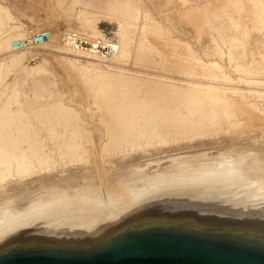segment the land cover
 Wrapping results in <instances>:
<instances>
[{
    "label": "rangeland",
    "instance_id": "rangeland-1",
    "mask_svg": "<svg viewBox=\"0 0 264 264\" xmlns=\"http://www.w3.org/2000/svg\"><path fill=\"white\" fill-rule=\"evenodd\" d=\"M72 1L66 0V6H71L73 10L70 25L64 22V19L58 18L54 20L55 23L50 22L49 26L42 19L45 17L44 13L39 11L36 15L42 19L40 26L34 19L32 21L25 16L32 12L25 10L24 0H0V6L10 16L7 26L14 30L7 44L0 43V203L2 200L44 190V187H55V184L56 187H92L108 201V188H103L102 184L106 183L103 179V164L112 168V175L119 181L133 172L192 157L263 154L264 80L262 73L252 71L248 63L239 58L246 46L254 49L261 46L264 48L260 40L253 38L248 31L244 32L242 37L229 36L224 27L207 25L210 40L214 38L215 48L218 45V51L222 50L221 57L209 39L204 44L209 48L205 46L204 50L196 49L193 42L190 43L197 55L200 54V62H215L216 66L214 63L213 65L218 74L210 78L169 68L167 70V67L163 66L159 50L146 43L145 50L149 52L153 64L134 62L121 47V55L102 67L93 65L91 59L88 61L82 57L76 58L70 51H52L51 47L45 44L22 47L17 54L12 53L14 50H10L9 46L11 40L13 43L16 40L29 39L34 33L42 31L57 33L55 42L60 45L63 35L69 29H76L92 37H109L112 41L120 42L125 30L121 20L99 19L94 22L95 25L86 28L85 21L81 20L78 12L88 10L82 4ZM206 51L210 53L207 54ZM9 54L13 55L9 57ZM202 54H212L214 57L205 56V59ZM53 56H63L64 59L73 61L77 67H81L89 77L107 83V90H100L97 80L90 83V88L99 93L98 101L102 103L101 106L108 107L106 103L120 100L125 93H131L135 98L151 101L158 109L164 107L170 114L185 116L196 123L201 122L198 125L203 134L193 136L190 133H178L176 126L169 125L160 129L158 136L141 140L139 134L143 135L147 127L141 124L134 132L138 135H129L127 141L118 147H112L109 132L100 123L94 106L90 109L84 99L77 98L73 84L67 81V76L61 66L56 65L57 61ZM15 57L17 61H13ZM35 66H38L40 71L34 73ZM171 87L189 91L193 101L202 108L188 107L179 99L166 97L164 90ZM211 95H228L255 105L263 114L262 120L249 124L242 116L221 115L211 106ZM91 110L94 114H89ZM86 169L88 173L85 172ZM80 173H84L87 180L80 176ZM105 191L108 192L107 195Z\"/></svg>",
    "mask_w": 264,
    "mask_h": 264
},
{
    "label": "water",
    "instance_id": "water-1",
    "mask_svg": "<svg viewBox=\"0 0 264 264\" xmlns=\"http://www.w3.org/2000/svg\"><path fill=\"white\" fill-rule=\"evenodd\" d=\"M0 264H264V154L133 172L108 201L91 187L2 200Z\"/></svg>",
    "mask_w": 264,
    "mask_h": 264
},
{
    "label": "bare ground",
    "instance_id": "bare-ground-1",
    "mask_svg": "<svg viewBox=\"0 0 264 264\" xmlns=\"http://www.w3.org/2000/svg\"><path fill=\"white\" fill-rule=\"evenodd\" d=\"M72 2L80 3L86 8V10H88V11L81 10L80 12H78L81 16V20L85 21L86 28L91 25H95L94 22H96V20L98 21L99 19L111 18V19L121 20L124 23L125 30L123 32L122 39L120 40V42L117 43L115 42V40L114 41L111 40L110 43L112 44L111 46L112 51L109 53V55L103 56L94 49H80V47L76 48L75 39H73L72 35L74 36L84 35L90 37V39L92 38L104 39V37L102 36L92 37L88 34L79 32L76 29H69L62 37L64 42V43L62 42V45L57 44V42H55L56 41L55 37H57L56 35L57 33L54 34L53 32L51 33L47 31H46L48 33L47 39L44 42L39 43V45L42 44L49 45L52 51H57L59 53H65V52L68 53L70 51L75 55V57L76 56L82 57L88 61L89 59H91L90 62L93 63V65L94 64L98 66L101 65V67L110 60L118 58L121 55L120 47L122 50H124L128 55L132 57L134 62L136 63L146 62L147 64H153L149 52L145 50V43H146L159 50L160 55L162 56L163 66L167 67V70L169 68L170 70H174V71H185L188 74L189 73L193 75L199 74L206 78L216 76L218 74V71L217 68L215 67L216 66L215 62L212 61L215 64V66L213 65V63L204 64L203 60L202 62H200L199 61L200 58L198 57L200 54L197 55V52L193 48L194 46L192 47L190 43V41H192L193 44L196 46V49L203 48L202 50H204V48L207 47V45L204 44L207 43L208 39L210 40V34L208 32L207 25H211V24L215 28L224 27L227 33L229 34V36L242 37L243 33L248 31L253 38L260 40L264 45V0H73ZM15 6L17 7V5ZM24 8L25 10L28 11L30 10L32 12L31 14L29 15L26 14L25 16L28 17V19L31 20L34 19L40 26H41L40 22L42 23V19L44 20L45 23H47V25L50 26L51 24L50 22L52 21L54 22V20L55 19L58 20V18L64 19V22L66 21L67 24L70 25V20L72 19L73 16L72 7L66 6V0H24ZM39 11L44 13L45 19L44 18L40 19L37 17L36 13ZM9 19H10L9 14L4 11L3 7L0 6V43L1 44H7L14 32L13 29H10L7 26V22ZM37 23H35L36 26ZM213 40H210L209 42L213 44ZM11 41L9 42V46H11L10 50L11 49L14 50V52L12 53L17 54L18 51H20V48L14 49L13 43ZM91 42L94 43L95 41L92 40ZM222 42L223 41L221 39L220 43L222 44ZM215 45H214V49L217 48L216 53L219 54V57H221L222 50L218 51V45L216 48ZM202 53L204 54V52ZM209 53L210 52H208L207 54ZM11 55L13 54H9V57ZM205 56L210 57L209 55H205ZM53 57L56 59L55 61H57L56 65L58 64L59 66L58 65L57 66L58 67L61 66L60 68L63 69L65 76H67L66 77L67 81L73 84L77 98L84 99V101L86 102V104L89 106L90 109H92V106H94V112H97V114H99L98 116L100 117L99 118L100 123L103 124L106 130L109 132V139L112 140V144H113L112 147H118L120 144L127 141L129 135H133L134 132L137 131L136 128L141 124H145L147 126L145 129V133H143V135L139 134V139L141 140L144 138L150 139L158 136V134L160 133V129L167 127L169 125L176 126L178 128V133H183V134L190 133L193 136H198L203 134V130L198 125L201 122L196 123L192 121L190 118H187L185 116L170 114L164 107L161 106L160 109H158L151 101L147 99L135 98L132 96L131 93H125L120 100H111L110 102L106 103L108 107L101 106L102 103H99L98 101L99 93L90 88V83L91 81L97 80L100 90H107L108 88L107 83L99 80L98 78L89 77V75H87L82 70L81 67H77L73 61L66 60L63 58V56H53ZM239 58H242V60L247 62L248 65L251 67L252 71H258L259 73H262V77H263L262 80H264L263 46L259 47L258 49H254L251 46H246ZM217 59H218V55H217ZM13 61H17V58L16 57L13 58ZM38 71H40L39 67L35 66L33 72L36 73ZM155 78L157 79V77ZM200 87L203 88V86ZM226 91L228 92V90ZM164 94L166 95V97H170L172 99H179L180 101H183L184 103H186L188 107H192L196 109L202 108L200 104L193 101L192 97L190 96V92L185 91L182 88H178V87L166 88L164 90ZM212 97H213V102L211 103V106L215 108L221 115L227 117L242 116L246 118L249 124H253L255 122L262 120L261 117L263 116V114L257 110L255 105L249 104L240 98H234V97L231 98V96L228 95H214ZM100 106L101 108L99 109ZM89 114H94V113L91 110ZM134 135H138V134L135 133ZM248 145L250 146V144ZM257 145L259 146V144ZM252 146L255 145L253 144ZM99 149L100 148H98V150ZM93 150L95 149L93 148ZM93 156L95 155L93 154ZM95 158L97 159L96 156ZM106 165L104 164L102 165L103 166L102 169L105 176L103 179H105L106 182L102 184H104L103 188L104 186H107L105 188L106 189L108 188L107 191L109 193L108 192L107 193L108 195H110L112 184L117 182V180L116 177L112 175L113 173V171H111L112 168ZM110 165L112 164L110 163ZM95 167L98 168V166ZM100 167L101 164L99 166V171L101 169ZM88 171L90 170L88 169ZM85 172H87V169ZM81 173L80 176L82 175ZM100 175L99 177H101ZM82 176H84V173ZM85 178L86 176H84V179ZM94 179L95 178H93V180ZM95 180L94 182L96 183ZM65 181L66 180H64V182ZM65 183L63 184L66 185L67 183L66 184ZM90 184L92 185L91 182ZM44 188L46 189V187Z\"/></svg>",
    "mask_w": 264,
    "mask_h": 264
},
{
    "label": "built area",
    "instance_id": "built-area-1",
    "mask_svg": "<svg viewBox=\"0 0 264 264\" xmlns=\"http://www.w3.org/2000/svg\"><path fill=\"white\" fill-rule=\"evenodd\" d=\"M48 37V33L46 31L34 33L32 37L29 39L24 40H16L13 42V48L18 49L22 47H31L32 45H38L41 42H44ZM73 39H75L76 48L80 47V49H94L98 51L101 55L107 56L112 51V44L110 43L111 40L109 37L105 39L100 38H92L88 36H74L72 35ZM95 41L94 43L91 41Z\"/></svg>",
    "mask_w": 264,
    "mask_h": 264
}]
</instances>
